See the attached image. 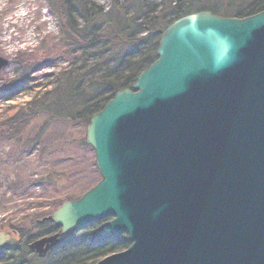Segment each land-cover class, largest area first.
Returning a JSON list of instances; mask_svg holds the SVG:
<instances>
[{"label":"water","instance_id":"1","mask_svg":"<svg viewBox=\"0 0 264 264\" xmlns=\"http://www.w3.org/2000/svg\"><path fill=\"white\" fill-rule=\"evenodd\" d=\"M85 140L99 181L44 219L64 235L111 218L103 234L130 245L96 264H264V11L173 22ZM58 236L31 248L43 257ZM17 242L0 229V250Z\"/></svg>","mask_w":264,"mask_h":264},{"label":"trees","instance_id":"2","mask_svg":"<svg viewBox=\"0 0 264 264\" xmlns=\"http://www.w3.org/2000/svg\"><path fill=\"white\" fill-rule=\"evenodd\" d=\"M46 1L57 18L59 43L65 49L60 51L75 59L69 69L59 73L50 90L11 117L6 135L15 141L40 117L86 128L93 114L116 92L131 88L137 76L154 62L161 33L177 19L202 11L233 18L264 11V0H110L107 10L95 0ZM83 145L87 146L85 140ZM40 220L31 219L28 231H19V244L0 251V264L43 260L29 245L59 230L52 222ZM84 233L82 237L70 234L61 238L49 254L56 260L54 264H95L130 244L126 234L104 237L102 222L89 226Z\"/></svg>","mask_w":264,"mask_h":264},{"label":"rangeland","instance_id":"3","mask_svg":"<svg viewBox=\"0 0 264 264\" xmlns=\"http://www.w3.org/2000/svg\"><path fill=\"white\" fill-rule=\"evenodd\" d=\"M95 1L103 10L111 4ZM59 40L57 18L46 0H0V57L9 61L0 72V227L13 225L18 233L100 179L94 152L83 145L86 128L40 117L16 141L6 135L11 117L50 90L74 61V55L60 51L65 49ZM30 260L56 261L50 255Z\"/></svg>","mask_w":264,"mask_h":264}]
</instances>
